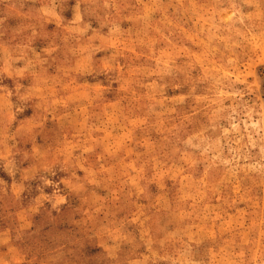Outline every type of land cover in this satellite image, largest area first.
<instances>
[{
  "label": "rangeland",
  "instance_id": "rangeland-1",
  "mask_svg": "<svg viewBox=\"0 0 264 264\" xmlns=\"http://www.w3.org/2000/svg\"><path fill=\"white\" fill-rule=\"evenodd\" d=\"M0 182L72 264H264V4L0 0Z\"/></svg>",
  "mask_w": 264,
  "mask_h": 264
},
{
  "label": "clouds",
  "instance_id": "clouds-1",
  "mask_svg": "<svg viewBox=\"0 0 264 264\" xmlns=\"http://www.w3.org/2000/svg\"><path fill=\"white\" fill-rule=\"evenodd\" d=\"M253 3L264 4V0H241L242 5ZM73 256L70 241H57L38 225L26 233L0 230V264H72Z\"/></svg>",
  "mask_w": 264,
  "mask_h": 264
}]
</instances>
